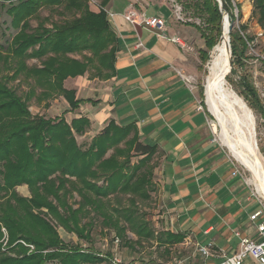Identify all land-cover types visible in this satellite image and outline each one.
Segmentation results:
<instances>
[{"label": "trees", "instance_id": "1", "mask_svg": "<svg viewBox=\"0 0 264 264\" xmlns=\"http://www.w3.org/2000/svg\"><path fill=\"white\" fill-rule=\"evenodd\" d=\"M5 1L10 23L18 30L6 47L0 46V240L2 228L6 237L5 245L0 241V264H109L111 252L100 256L79 242L69 244L57 228L90 242V228L98 218L103 227L114 231L112 240L119 237L131 249L127 228L137 236L134 244L151 239L153 231L140 221L138 201L149 200L155 191L153 165L149 164L155 146L139 141L134 123L120 126L110 120L82 148L74 134L84 132L86 118L67 123L63 116L49 118L29 110L32 98L40 102L57 95L74 109L83 99H74V91L63 87L66 78L87 72L90 78L106 79L114 73L118 41L103 9L106 0H101L98 11L90 9V0H0V5ZM250 3L248 20L264 35V0ZM224 4L229 12L231 0ZM235 7L239 13L237 3ZM196 8L208 26L210 34L201 35L211 48L221 35L218 3L200 0ZM41 10L47 13L41 15ZM243 30L245 25H239L229 33L231 73L236 64H244V50L252 41ZM206 58L201 53V62ZM31 59L38 64H27ZM8 70H12L10 75L4 72ZM20 74L31 79L23 95L8 86L9 79ZM227 74L226 70L225 78ZM236 82L249 107L264 116V106L248 75L240 73ZM199 94L202 98V85ZM137 156L141 157L131 163ZM21 185H26L28 196L16 190ZM156 234V245L163 246L166 254L184 238L168 230Z\"/></svg>", "mask_w": 264, "mask_h": 264}, {"label": "crops", "instance_id": "2", "mask_svg": "<svg viewBox=\"0 0 264 264\" xmlns=\"http://www.w3.org/2000/svg\"><path fill=\"white\" fill-rule=\"evenodd\" d=\"M172 1L106 0L103 9L113 13L108 16L118 41L114 73L106 79L90 78L87 72L68 77L63 87L74 91V99H83L76 108L57 95L47 99L46 106L42 100L41 110L37 107L31 112L49 118L63 116L67 123L86 118L84 132L74 134L82 148L110 120L120 126L134 123L139 141L155 146L149 163L155 185L151 195L155 194L161 210L162 230L184 235L175 245L191 247L194 254L185 257H191L192 264H217L224 255L237 251L236 232L259 240L256 223L249 216L260 207L243 179L232 174L234 163L216 140L197 84L202 52L196 29L176 19ZM100 2L94 0L90 9L98 11ZM238 3L245 9L241 20L246 21L251 3ZM131 8L163 18V29L130 23L124 14ZM139 157H132L131 163ZM16 190L29 195L26 185ZM209 243L212 255L204 260L196 249Z\"/></svg>", "mask_w": 264, "mask_h": 264}, {"label": "rangeland", "instance_id": "3", "mask_svg": "<svg viewBox=\"0 0 264 264\" xmlns=\"http://www.w3.org/2000/svg\"><path fill=\"white\" fill-rule=\"evenodd\" d=\"M170 1V0H169ZM200 0H173L170 3H173L174 6L172 7L173 10L176 9V7L180 8V21H182L185 24H191L193 27H195L196 31L194 32L197 36V39L199 41V46L201 47V52L204 54H207V58L205 61L201 62V69L199 70V77L197 79V84L202 85L203 87V105L207 109V104L205 103V84H206V77L208 74V65L212 56V50L214 46L211 48L207 47L205 45V39L202 37L201 33H208V26L203 20L202 16H199L198 9L196 8V3H198ZM239 0H233L234 3H238ZM250 1V0H249ZM90 3H93L90 0ZM232 3V2H231ZM239 5V3H238ZM9 7V3L5 1L3 5H0V46L3 48L6 47V45L9 43L11 37L15 34V32L18 30L14 27L12 23H10L11 18L7 15L6 8ZM240 8V12H237L236 7L232 4V9L227 12V17L230 23H232V28L229 31L234 32L237 31L239 25H245V30L241 31L242 34L246 35L247 37H251L252 41L250 42V45L244 50L243 53V65H235L234 66V72H228V68H226L228 74L225 78L226 70L224 67V73H223V80L227 81L229 88H231L248 106V108L251 110L252 118L254 121V135H255V141L257 146V152L258 156L260 157L261 161L264 164V116H261L260 112L251 109L248 105V103L244 100V98L239 94L240 87L238 86V75L240 73H246L249 77V80L256 88L257 94L259 98L261 99V103L264 106V37H257L256 36V28L257 25L252 20H246L242 21V16L245 13V9ZM47 13V10H41V15H45ZM230 15H232L233 18H230ZM175 16V15H174ZM30 24L32 26L36 25L35 20H30ZM211 36V35H210ZM221 36V35H220ZM221 37H218V42L220 41ZM216 42V44L218 43ZM201 58V56H200ZM30 63L31 61L28 60ZM38 64L36 61L33 62ZM227 63V58L226 62ZM7 72L9 75L12 73V70L4 71ZM28 83L31 84L30 78H25L23 75L17 76L15 79H9L8 86L14 88L17 92V94H24V92L28 89ZM46 101V100H45ZM34 102V103H33ZM42 103L36 102L35 99L29 100V110L30 112H35L36 108L38 107L39 110L41 108L39 105ZM44 106L45 103H44ZM211 111V110H210ZM31 112V113H32ZM33 114V113H32ZM37 114V113H35ZM211 121V127L214 132V135L216 137V140L222 145V148L225 150L229 158L234 163L235 167L241 171L243 175V181L247 184L249 187L250 192L253 193L251 198L255 200L257 203H259V207H264V195L259 189V183L253 184L249 182L250 177L252 176V173L247 170L242 164H240L234 157L233 154L230 152L229 148L227 147L226 142L224 141V131L219 130V126L217 125L219 120L217 119L216 115L213 114L211 111L210 113ZM236 118H232L229 125V130L227 129V134L231 136H237L241 137V128L235 127L237 122ZM232 127V128H231ZM235 127V128H234ZM234 128V131H233ZM253 131V130H252ZM223 141H222V140ZM135 160V159H134ZM260 185H262V182H260ZM17 186L16 188H18ZM20 189V188H19ZM21 191V190H20ZM155 194L151 195V198L146 201H138V211H141V219L140 221H144L148 224V227L153 231V237L149 240H141L139 243H135L137 236L132 233L128 228L126 230V239L131 240L133 249H131L129 246H126L122 244V240L118 237L119 242L118 245L114 244L113 237L115 236L114 231L107 230L106 227H103L100 220L98 218H95L93 221V224L90 228V242H86L83 240H78L76 235L74 233H68L61 227H58V233L60 237L67 243L74 245L76 242H79L83 245H85L86 249L89 251L104 255L107 252H114L115 254L121 256L124 259L131 260L136 259L140 261H146L149 262L150 259L154 262L158 261H166L164 260L165 257L170 256L169 254H166L163 252V246L156 245L155 237L157 236V232L162 231V220L159 218L158 215H160L159 207L157 205V200L155 199ZM262 196V197H261ZM74 199H78V197L75 195ZM260 201V202H259ZM124 204L126 203L125 199L122 201ZM87 218L83 219L84 222ZM137 220V222H140ZM4 230V228H2ZM5 233V230L3 231ZM4 236L0 240L2 242L4 241ZM185 248H181L179 245L173 246L169 251H171V257L172 256H189L194 254V251L191 249L190 246ZM170 257V258H171ZM169 259V257H168Z\"/></svg>", "mask_w": 264, "mask_h": 264}, {"label": "bare ground", "instance_id": "4", "mask_svg": "<svg viewBox=\"0 0 264 264\" xmlns=\"http://www.w3.org/2000/svg\"><path fill=\"white\" fill-rule=\"evenodd\" d=\"M229 24L228 17L224 18L221 39L212 50L205 84V100L209 111L211 110L219 120L217 124L220 127L219 130L226 133L224 141L233 157L252 173L249 182L259 183V189L264 195V164L257 152L252 112L245 102L229 88L227 81L223 80L224 67L225 70L228 68L226 39L229 34ZM226 58L227 63L225 64ZM232 118L237 120L235 127L241 128L240 138L227 134Z\"/></svg>", "mask_w": 264, "mask_h": 264}, {"label": "built area", "instance_id": "5", "mask_svg": "<svg viewBox=\"0 0 264 264\" xmlns=\"http://www.w3.org/2000/svg\"><path fill=\"white\" fill-rule=\"evenodd\" d=\"M94 3V0H91ZM232 4L235 7L233 0H231ZM180 8L176 7L174 10V15L176 19L181 18L180 16ZM108 15L112 16L113 13H107ZM124 18L129 21L130 23L134 24H141L146 28L161 31L165 25V20L159 16H146L144 13H138L133 8L129 9L125 14ZM257 37H264L262 30L259 28L256 31ZM171 40L176 41L174 38ZM250 45V44H249ZM232 174H237L241 178L243 175L241 171L234 165V171ZM253 195V193L251 192ZM262 197V196H261ZM260 202V201H259ZM249 219L256 223V229L259 236V240L250 239L246 236H242L239 232H236V235L239 237L238 249L235 253L229 256H223L221 261L217 264H264V207L261 206L258 210L254 211L250 216ZM2 231H4L2 229ZM4 241L3 245L6 243V237L4 233ZM21 243L27 245L25 242L20 240ZM114 244L118 245V238L113 240ZM30 249L33 248L32 245H28ZM211 244L207 245H198L197 246V253L202 256L205 260L209 258L212 254L210 251ZM102 256V255H100ZM191 257H179V256H172L171 258L167 259L166 261H158V262H146L140 261L136 259L127 260L122 258L117 254H113L109 258V264H192L190 261ZM202 264H205L204 261Z\"/></svg>", "mask_w": 264, "mask_h": 264}, {"label": "water", "instance_id": "6", "mask_svg": "<svg viewBox=\"0 0 264 264\" xmlns=\"http://www.w3.org/2000/svg\"><path fill=\"white\" fill-rule=\"evenodd\" d=\"M216 1L218 3V8H219V11L221 13V31H222L223 21H224V18L227 17V11L225 9L224 0H216ZM231 28H232V23L229 24L228 30L230 31ZM226 49L228 50V72H229L230 69H231V67H232V59H231V48H230V42H229V34H228V37L226 39ZM204 94H205V89H204ZM207 110L210 113V111H209L208 108H207Z\"/></svg>", "mask_w": 264, "mask_h": 264}]
</instances>
